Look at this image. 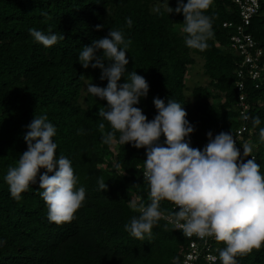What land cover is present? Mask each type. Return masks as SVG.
Segmentation results:
<instances>
[{"label": "trees", "instance_id": "1", "mask_svg": "<svg viewBox=\"0 0 264 264\" xmlns=\"http://www.w3.org/2000/svg\"><path fill=\"white\" fill-rule=\"evenodd\" d=\"M176 2L168 0L173 8ZM156 4L157 0H0V264H180L188 250L189 238L165 219L144 240L132 237L124 228L139 214L129 208V202L137 197L145 204L150 202L143 178L145 149L120 144L118 132L117 142L102 143V135L111 130L98 115L106 101L88 93L86 85L104 87L107 81L99 79L100 69H85L78 62L82 46L105 37L110 29L123 30L132 41L126 70L135 71L149 84L147 96L135 105L148 120L156 114L154 97L177 100L194 126L188 139L196 149L205 146L209 130L213 136L224 131L235 137L243 124L246 129L237 148L243 154V144L253 143L251 155L264 173V142L258 136L259 128L264 127V72L260 81L246 78V73L237 75L239 68L245 69L243 56L231 46L235 24L240 22L237 5L232 0H214L207 12L214 17V38L201 52L184 44L183 15L163 10L157 14L152 10ZM258 5L243 31L251 34L255 47L262 51L259 61H264V0H258ZM125 17H131V28ZM224 21L231 24L223 26ZM29 28L59 31L64 40L46 48L33 40ZM196 65L202 68L206 83L194 77L187 86V70ZM239 80L250 104L248 120L240 116ZM42 114L57 129L53 138L56 154L71 160L77 186L85 188L83 206L71 222L48 220L47 205L39 195V174L45 169L39 170L37 182L19 200L11 196L3 179L8 167L27 149L23 139L26 126ZM255 116L261 123L253 127L251 118ZM81 127L86 134L77 135ZM164 139L161 135L159 142ZM112 162L108 171L105 167ZM98 180L105 181L106 190H97ZM172 204L162 200L160 208L168 214L174 211ZM210 244L217 257L211 264H221L218 253L223 242L212 239ZM236 259L237 264H264V244Z\"/></svg>", "mask_w": 264, "mask_h": 264}, {"label": "clouds", "instance_id": "2", "mask_svg": "<svg viewBox=\"0 0 264 264\" xmlns=\"http://www.w3.org/2000/svg\"><path fill=\"white\" fill-rule=\"evenodd\" d=\"M213 4L214 0L186 3L177 0L173 8L168 0H157L152 10L157 14L162 10L167 14L181 13L185 46L203 52L214 38V17L207 14ZM125 23L131 28V17H125ZM28 32L46 48L64 40L61 32L51 29L44 32L29 28ZM131 44L123 30L110 29L105 37L82 46L78 54L81 67L100 69L99 79L107 81L104 87L86 85L88 93L106 101L98 115L108 122L111 130L102 135V143L110 146L117 142L118 132L120 144L145 149L143 176L148 183L150 202L145 204L139 197L131 200L129 208L139 214L133 215L124 228L132 237L144 240L152 236L159 220L165 219L175 229H182L185 236L213 237L223 242L224 247L218 253L221 264H237L238 255L260 249L264 244V173L251 155L255 145L246 141L241 154L236 142L242 140L243 132L236 141V132L235 137L224 131L213 136L209 130L202 149L191 147L188 137L194 126L187 120L183 105L171 98L165 101L154 97L156 114L148 120L135 105L147 96L149 84L135 71L126 70L129 63L126 53ZM122 77L124 82L119 83ZM262 79L263 74L255 81ZM243 119L249 117L244 115ZM251 122L256 127L261 120L255 116ZM26 128L23 139L27 149L3 177L10 194L21 199L30 184L37 182V174L43 168L45 171L39 174V189H42L39 195L47 205L48 220L56 224L71 222L83 206L86 192L83 186H77L78 176L71 160L56 154L57 143L53 138L57 129L46 114L34 116ZM99 128L103 131L105 124L101 122ZM82 134H86L85 129L77 128V135ZM161 135L165 138L163 143L159 142ZM258 136L264 142V127L259 128ZM247 156L251 158L245 161ZM97 184L98 191L106 190L105 181L98 180ZM162 200L172 202L175 210L166 215L160 208ZM214 256L213 261L200 260V263L211 264L217 259Z\"/></svg>", "mask_w": 264, "mask_h": 264}, {"label": "built area", "instance_id": "3", "mask_svg": "<svg viewBox=\"0 0 264 264\" xmlns=\"http://www.w3.org/2000/svg\"><path fill=\"white\" fill-rule=\"evenodd\" d=\"M234 4L238 7V12L240 16V22L235 24L236 33L231 36V46L235 47L238 50V54L243 56L241 66H244L245 69L239 68L237 70V75L243 77L246 73V78H250L252 81L261 78L262 70H264V61H259V56L262 54V51L255 47V40L249 33H245L243 30L251 22L252 17L256 14L258 10V0H232ZM231 22H223V26H229ZM238 90L240 91L239 105L242 107L240 110V116L243 119L244 115H247V110L250 107V104L247 101L246 95L243 92L244 84L241 80L236 83ZM258 86V83L255 84ZM246 129L245 125H240L236 130L237 136L235 137L236 141L238 140V135H240ZM240 138V137H239ZM237 145V142H236ZM249 157L248 159H250ZM144 171V170H143ZM144 178V176H143ZM145 179V178H144ZM146 180V179H145ZM147 182V180H146ZM176 206L172 204V209L175 210ZM178 210V209H176ZM167 215V214H166ZM183 231L182 229H178ZM189 238L188 250L183 253L182 262L180 264H201L200 260L211 262L215 259L214 254L210 251L211 240L213 237H206L205 239H200L197 236L193 235ZM195 239L201 240L200 243H197Z\"/></svg>", "mask_w": 264, "mask_h": 264}, {"label": "rangeland", "instance_id": "4", "mask_svg": "<svg viewBox=\"0 0 264 264\" xmlns=\"http://www.w3.org/2000/svg\"><path fill=\"white\" fill-rule=\"evenodd\" d=\"M195 68L193 69H188L187 70V74H186V78H185V82L187 83V86H191L192 82L194 81V77L195 79H198V81H201L203 83H206L204 79H202V68L199 65L194 66ZM112 160V159H111ZM110 160V162H111ZM113 167V162L111 165H107L105 168H107L108 171L112 170Z\"/></svg>", "mask_w": 264, "mask_h": 264}]
</instances>
